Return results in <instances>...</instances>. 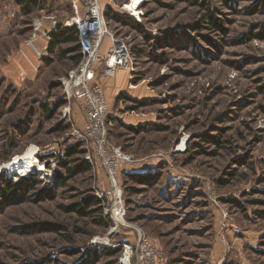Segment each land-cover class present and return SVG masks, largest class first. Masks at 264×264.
<instances>
[{
  "label": "rangeland",
  "instance_id": "1",
  "mask_svg": "<svg viewBox=\"0 0 264 264\" xmlns=\"http://www.w3.org/2000/svg\"><path fill=\"white\" fill-rule=\"evenodd\" d=\"M29 1L0 0V264H122L138 232L157 264H264V0H137L130 12L135 0H102L135 54L130 71L105 78L99 66L97 79L108 141L134 159L117 175L123 225L106 198L100 213L74 211L111 188L65 98L73 46L48 50L50 34L85 10ZM29 150L39 168L10 175Z\"/></svg>",
  "mask_w": 264,
  "mask_h": 264
},
{
  "label": "built area",
  "instance_id": "2",
  "mask_svg": "<svg viewBox=\"0 0 264 264\" xmlns=\"http://www.w3.org/2000/svg\"><path fill=\"white\" fill-rule=\"evenodd\" d=\"M75 8H84L83 18L72 19L70 25L77 27L80 33L82 60L76 69L62 80L65 98L69 104L77 106L84 117L85 126L81 129L83 138L94 147L97 161L110 183V190L97 193L100 199L113 201L112 214L115 225H123L126 209L117 175L124 164L133 163L131 156L124 155L119 148L113 147L109 141V103L104 85L98 81V67L101 66L102 76L114 78L119 71H130L133 67L131 46L123 38H118L109 29L106 12L112 5H103L102 0H66ZM126 7V6H125ZM112 10V8H111ZM78 19V23H75ZM39 24V22H38ZM38 26V25H37ZM38 26V28H40ZM109 40V49L104 55L105 41ZM103 68V69H102ZM87 160L93 162L90 153ZM122 264H157V255L149 239L138 232L135 245H125Z\"/></svg>",
  "mask_w": 264,
  "mask_h": 264
},
{
  "label": "trees",
  "instance_id": "3",
  "mask_svg": "<svg viewBox=\"0 0 264 264\" xmlns=\"http://www.w3.org/2000/svg\"><path fill=\"white\" fill-rule=\"evenodd\" d=\"M37 3L36 0H31L29 2L23 3V5H25V8H32L35 4ZM34 4V5H33ZM30 12V10L28 11V13ZM209 18H211L212 22H213V16H211V14L207 15ZM106 20L109 21H114L118 24H122L124 22V19H122L120 16H118L117 14H115L111 9H108L106 12ZM133 20V19H132ZM134 25L137 28H140L141 25L138 24L136 21H134ZM50 44H49V52L50 53H54L57 47H62V46H73V54L74 56L72 57V60L74 61V63L76 65H79V63L82 60V53H81V46H80V33L79 30L77 29V27H59L57 30H55L54 32H52L50 34ZM139 55L140 52H137ZM133 51H132V55H133ZM135 56V54H134ZM134 130V129H133ZM216 139V138H215ZM215 143L218 144V146H221V141L215 140ZM78 148V149H77ZM81 145H77V147H71L68 152H67V156H74L77 153H82V151L80 150ZM66 162L67 160H63L62 164L63 166H66ZM91 165L88 164V162L83 161L80 164L79 170H81L82 172H88L90 171ZM68 173L70 176H74L75 175V171L73 169H68ZM130 176L132 177L129 173L127 174L126 172V176ZM14 184L11 180L6 181L5 183H3L2 186V190L3 192L9 194L10 191L13 189ZM93 207H99V209H96V211H91L93 213H100L102 211V201L101 199H99L97 196L95 197H91L90 199H85L83 200L81 203H79L75 208L74 211H79L82 214H87L90 215L91 213H88L89 210H91ZM120 250L115 249V250H111L110 254L111 255H119Z\"/></svg>",
  "mask_w": 264,
  "mask_h": 264
},
{
  "label": "bare ground",
  "instance_id": "4",
  "mask_svg": "<svg viewBox=\"0 0 264 264\" xmlns=\"http://www.w3.org/2000/svg\"><path fill=\"white\" fill-rule=\"evenodd\" d=\"M136 5H137V0H135L132 5L130 6L127 5L123 9L130 12L135 8ZM74 21L75 23H78L77 22L78 19H75ZM38 26H40V24H38ZM34 155H35L34 151L29 150L24 156L16 158L13 163L7 166V168L10 169L9 170L11 172L10 175L23 176L26 175L28 171L32 170L33 168H39V165H37L38 160Z\"/></svg>",
  "mask_w": 264,
  "mask_h": 264
},
{
  "label": "crops",
  "instance_id": "5",
  "mask_svg": "<svg viewBox=\"0 0 264 264\" xmlns=\"http://www.w3.org/2000/svg\"><path fill=\"white\" fill-rule=\"evenodd\" d=\"M49 39H50V37H49ZM105 44H106V46H105V49L103 50V53H104V55H106V53H107V51H108V49H109V46H110V42H109V40L107 39L106 41H105ZM20 66H21V64H20ZM20 66L16 69V70H18L19 68H20ZM25 68V67H24ZM30 68V67H29ZM123 71V70H122ZM120 72V71H119ZM118 72V73H119ZM125 72H128V71H125ZM118 75V74H117ZM116 78V77H115ZM114 78V79H115ZM106 93V92H105ZM107 94V93H106ZM107 96V95H106ZM108 98V97H107ZM81 114V113H80ZM82 115V114H81Z\"/></svg>",
  "mask_w": 264,
  "mask_h": 264
}]
</instances>
